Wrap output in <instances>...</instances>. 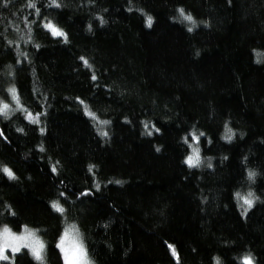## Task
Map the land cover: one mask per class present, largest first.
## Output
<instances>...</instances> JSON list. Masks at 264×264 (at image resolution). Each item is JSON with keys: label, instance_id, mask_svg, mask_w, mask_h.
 I'll return each instance as SVG.
<instances>
[{"label": "trees", "instance_id": "1", "mask_svg": "<svg viewBox=\"0 0 264 264\" xmlns=\"http://www.w3.org/2000/svg\"><path fill=\"white\" fill-rule=\"evenodd\" d=\"M1 227L44 248L0 264L66 230L89 264H264V0H0Z\"/></svg>", "mask_w": 264, "mask_h": 264}, {"label": "rangeland", "instance_id": "2", "mask_svg": "<svg viewBox=\"0 0 264 264\" xmlns=\"http://www.w3.org/2000/svg\"><path fill=\"white\" fill-rule=\"evenodd\" d=\"M46 25H48V24L44 25L45 28L53 35L52 30L49 27H46ZM53 36H61V35H53ZM3 228L4 227L0 228V240H3V236H2ZM26 230H27V232H26ZM66 232H67V236H66ZM10 233L12 235L16 236V237L27 236L28 233H34V236L29 237L26 241H16V242L9 241L10 243H13V246H19L21 244L28 243V244L31 245V247L20 246L18 251H13L12 247L5 248L4 249V256L6 258L5 259H0V262L4 261V260H8V255H7L8 253L15 254V253L19 252L22 249L27 250L29 253H31V255L35 259H37L36 256L34 255L33 250H32V249H35V250H37L39 252L40 258L42 257L44 246L42 248L40 247V245H43V243L39 239V237L36 235L34 230H32V229H24L20 233L12 232L10 230ZM62 239L64 240V244L63 245H61V240ZM58 249H59V251L61 253L63 264H89L87 259H86L85 252H84V249H83V247L81 245L79 237H77L76 233L74 231H72V230H66L63 233V235H62V237H61V239H60V241L58 243Z\"/></svg>", "mask_w": 264, "mask_h": 264}, {"label": "snow or ice", "instance_id": "3", "mask_svg": "<svg viewBox=\"0 0 264 264\" xmlns=\"http://www.w3.org/2000/svg\"><path fill=\"white\" fill-rule=\"evenodd\" d=\"M53 2H55V0H53ZM179 11H180L181 16H183L185 20H187L189 22H192V17L190 15H185L183 9H180ZM151 23H152V21H151V18L149 17L148 18L149 26L151 25ZM46 27H49L52 30L53 35H62V33L59 30H57L56 28H54L51 25V23L46 25ZM189 31H191V28L189 29ZM85 63H87V62L85 61ZM104 123H107V122L105 121ZM104 134L106 135V133H104ZM228 138L230 139V136ZM193 139H196V137L193 136ZM186 162L189 164V166H194L196 163H198L199 162V160H198V150H194L193 156H189ZM2 171L5 174H7L9 176V178H14V176H13V174H12L10 169L5 167V168L2 169ZM53 171H55V168H53ZM254 175H255L254 172H249V178L250 179L252 177H254ZM237 196H238V198H242L244 200V203L247 204L249 207H251L252 198H253V194L251 192L248 193L247 197H240L239 193H237ZM52 207L54 209H56L57 211H63V209L60 208L58 203H56V202H53ZM26 232H27V230H26ZM2 236H3V240H0V259H5L6 258L4 256V249L5 248L12 247L13 251H18L20 246L31 247V245L28 244V243H24V244H21L19 246H13V243H10L9 241H12V242L26 241L29 237L34 236V233H28L27 236L16 237V236H14V235H12L10 233V230L7 227H4L3 230H2ZM66 236H67V232H66ZM63 244H64V240L62 239L61 240V245H63ZM40 247L42 248L43 245H40ZM32 250H33L34 255L36 256V258L40 259L39 252L37 250H35V249H32ZM244 264H250V259L248 257H245Z\"/></svg>", "mask_w": 264, "mask_h": 264}]
</instances>
